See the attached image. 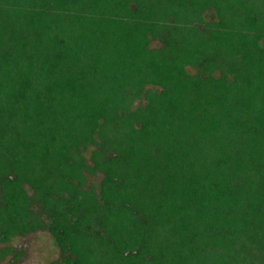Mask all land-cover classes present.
Returning <instances> with one entry per match:
<instances>
[{
    "label": "trees",
    "instance_id": "1",
    "mask_svg": "<svg viewBox=\"0 0 264 264\" xmlns=\"http://www.w3.org/2000/svg\"><path fill=\"white\" fill-rule=\"evenodd\" d=\"M39 231L47 264H264V0H0V260Z\"/></svg>",
    "mask_w": 264,
    "mask_h": 264
},
{
    "label": "rangeland",
    "instance_id": "2",
    "mask_svg": "<svg viewBox=\"0 0 264 264\" xmlns=\"http://www.w3.org/2000/svg\"><path fill=\"white\" fill-rule=\"evenodd\" d=\"M92 182H97V177L91 178ZM14 251L23 252L19 260H15L13 255H8L0 260V264H47L59 259V250L53 244L52 238L45 231H39L25 237H16L9 244ZM5 245L0 244V250Z\"/></svg>",
    "mask_w": 264,
    "mask_h": 264
}]
</instances>
